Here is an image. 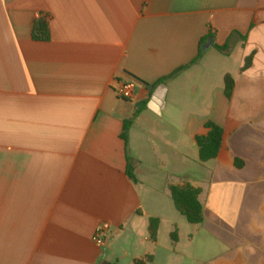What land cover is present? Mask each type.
<instances>
[{
  "label": "crops",
  "instance_id": "obj_1",
  "mask_svg": "<svg viewBox=\"0 0 264 264\" xmlns=\"http://www.w3.org/2000/svg\"><path fill=\"white\" fill-rule=\"evenodd\" d=\"M39 18L49 42L32 38ZM209 35L199 62L163 82ZM228 43V55L215 48ZM122 81L134 83V99L118 97ZM209 121L224 140L203 164L196 137ZM187 185L201 191V225L173 202L171 187ZM102 222L104 247L93 240ZM148 256L264 264V0H0V264Z\"/></svg>",
  "mask_w": 264,
  "mask_h": 264
},
{
  "label": "trees",
  "instance_id": "obj_2",
  "mask_svg": "<svg viewBox=\"0 0 264 264\" xmlns=\"http://www.w3.org/2000/svg\"><path fill=\"white\" fill-rule=\"evenodd\" d=\"M32 38L36 42H49L51 40V30L50 23L47 18H39L35 21L33 30H32ZM211 39H213L212 35H209L202 41V45H206ZM247 41V36L243 37V42ZM215 48L223 54L231 53L230 43L225 46H217ZM204 55V50L201 47L199 57L193 61L190 65H187L179 70H177L173 75L163 80L167 81L169 79L175 78L184 70L189 69L193 65L197 64L199 60ZM255 53H252L249 57L246 58L245 65L242 68L241 72H246L251 69L254 64ZM225 94L226 97L230 100L232 99L236 81L233 76L227 75L225 77ZM142 110V106L138 107V110L134 116L136 118ZM134 118L125 122V129L122 135V138L128 142L129 138V130L133 125ZM206 129L208 133L206 135L196 137V143L199 148V159L200 162L205 164L210 161L216 160L222 150L223 140H224V129L217 125L214 122H207ZM236 166L238 168L243 167V162L240 160L236 161ZM128 176L131 180L137 182L136 177L133 173V168L129 164L128 167ZM172 199L175 204L176 209L187 219L190 224L193 225H201L204 222V210L203 206L199 201V196L201 191L199 189H195L190 185L181 187V186H173L171 187ZM160 221L158 219H151L150 221V237L153 242H156L158 239V231H159ZM173 240H177V233L172 234ZM153 257L148 256L145 260H137L136 264H152Z\"/></svg>",
  "mask_w": 264,
  "mask_h": 264
},
{
  "label": "built area",
  "instance_id": "obj_3",
  "mask_svg": "<svg viewBox=\"0 0 264 264\" xmlns=\"http://www.w3.org/2000/svg\"><path fill=\"white\" fill-rule=\"evenodd\" d=\"M117 95L120 99L123 100H132L135 97V85L131 82L122 81L119 83L117 88ZM111 234V226L109 223L102 222L99 223L96 227L95 234H94V242L100 246L104 247Z\"/></svg>",
  "mask_w": 264,
  "mask_h": 264
},
{
  "label": "water",
  "instance_id": "obj_4",
  "mask_svg": "<svg viewBox=\"0 0 264 264\" xmlns=\"http://www.w3.org/2000/svg\"><path fill=\"white\" fill-rule=\"evenodd\" d=\"M214 45V41L211 39L209 43L203 48L204 51L209 50Z\"/></svg>",
  "mask_w": 264,
  "mask_h": 264
},
{
  "label": "rangeland",
  "instance_id": "obj_5",
  "mask_svg": "<svg viewBox=\"0 0 264 264\" xmlns=\"http://www.w3.org/2000/svg\"><path fill=\"white\" fill-rule=\"evenodd\" d=\"M238 55V54H237ZM237 55L235 54V57H237ZM236 62V58L233 60V63H235Z\"/></svg>",
  "mask_w": 264,
  "mask_h": 264
}]
</instances>
